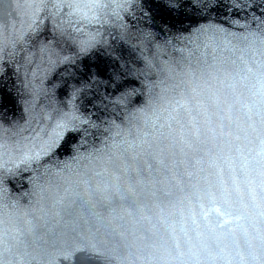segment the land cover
Wrapping results in <instances>:
<instances>
[{"label": "snow or ice", "instance_id": "6c2138e0", "mask_svg": "<svg viewBox=\"0 0 264 264\" xmlns=\"http://www.w3.org/2000/svg\"><path fill=\"white\" fill-rule=\"evenodd\" d=\"M84 251L264 264V0H0V264Z\"/></svg>", "mask_w": 264, "mask_h": 264}, {"label": "water", "instance_id": "95a60500", "mask_svg": "<svg viewBox=\"0 0 264 264\" xmlns=\"http://www.w3.org/2000/svg\"><path fill=\"white\" fill-rule=\"evenodd\" d=\"M139 15V14H138ZM157 22L160 24H167V26L171 27L173 24L175 25L176 28H187L192 24V20L191 19H186L184 16H180V15H176V14H172L169 15L167 13L161 12L157 15L156 17ZM135 21H129V23H134ZM148 23L147 20H143L141 23V26H146V24ZM158 30V29H156ZM115 37V32L113 33V37H110L109 39H113ZM120 44L123 45V50H124V55L127 56L128 52L131 50L128 44H124L123 42H119ZM119 46V44H118ZM132 55H138V53L136 52H132ZM103 79L107 78V74H105L104 77H102ZM139 86V85H137ZM111 91V90H109ZM100 93H104V89L100 88L99 89ZM63 98V97H61ZM3 103L5 105V109L7 111V116L10 118H15L18 117L20 114V111L22 109V104L20 103L18 98H14V96L12 95H8L4 98ZM97 103H99L97 101ZM143 103V97H140L139 99L137 98H133L132 100V104L129 105V107H138L140 104ZM92 111H95V109H93ZM94 134L96 139L93 140L92 137L88 138L89 144H86L84 146H82L80 148L81 152H84L87 150L88 146L90 144L95 143L96 146H99V135L100 133L97 132L96 130H91ZM75 153L73 151H68L62 154L58 155V159L59 160H64L67 158H70L72 155H74ZM24 187L19 186V184H17L16 182H12L8 185V187L11 190V195L13 198L20 196L22 192L27 191L28 187H30L29 185H27V182L24 181ZM27 198L26 197H22L21 198V203L22 204H26ZM60 264H108V262L106 261V259L104 258V256L98 254V253H91V252H80V253H74L72 256H69L68 258H65L63 256L60 257Z\"/></svg>", "mask_w": 264, "mask_h": 264}]
</instances>
